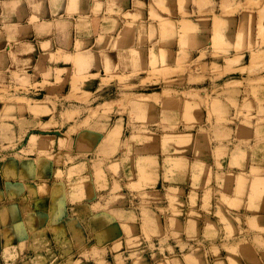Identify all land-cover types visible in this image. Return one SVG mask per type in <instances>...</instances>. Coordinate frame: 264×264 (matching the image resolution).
<instances>
[{
	"label": "rangeland",
	"instance_id": "obj_1",
	"mask_svg": "<svg viewBox=\"0 0 264 264\" xmlns=\"http://www.w3.org/2000/svg\"><path fill=\"white\" fill-rule=\"evenodd\" d=\"M91 1L0 71L3 262L262 264L264 0Z\"/></svg>",
	"mask_w": 264,
	"mask_h": 264
},
{
	"label": "crops",
	"instance_id": "obj_2",
	"mask_svg": "<svg viewBox=\"0 0 264 264\" xmlns=\"http://www.w3.org/2000/svg\"><path fill=\"white\" fill-rule=\"evenodd\" d=\"M83 1L0 0V71L16 64L33 65L39 70L53 55L75 49L78 42H83L78 30L84 22ZM96 2L91 1L87 14L92 25ZM112 179L108 174V185ZM30 238L29 234L28 241ZM0 264H5L1 257Z\"/></svg>",
	"mask_w": 264,
	"mask_h": 264
},
{
	"label": "bare ground",
	"instance_id": "obj_3",
	"mask_svg": "<svg viewBox=\"0 0 264 264\" xmlns=\"http://www.w3.org/2000/svg\"><path fill=\"white\" fill-rule=\"evenodd\" d=\"M238 32H239V31H238ZM235 38H236V37H235ZM77 62H78V61H77ZM75 78H76V77H75ZM76 79H77V78H76ZM141 114H142V113H141ZM120 127H121V126H120ZM117 132H118V131H117ZM117 136H118V135H117ZM117 136H116V137H117ZM181 136H182V135H181ZM177 137H178V136H177ZM185 138H186V137H185ZM188 138H189V137H188ZM177 139H178V138H177ZM191 139H192V138H191ZM145 140H146V139H145ZM183 140H184V139H183ZM146 141H147V140H146ZM190 141H191V140H190ZM178 143H179V142H178ZM221 156H222V155H221ZM184 160H185V159H184ZM153 164H154V163H153ZM150 165H151V164H150ZM174 165H175V164H174ZM177 166H178V165H176V167H177ZM182 166H184V165H182ZM182 166H181V167H182ZM185 166H187V165H185ZM147 168H148V167H147ZM255 168H256V166H255ZM145 169H146V168H145ZM145 169H144V171H145ZM258 169H259V168H258ZM179 170H180V169H179ZM179 170H178V171H179ZM182 170H183V169H182ZM261 170H262V169H261ZM257 171L259 172V170L256 169V172H257ZM143 173H144V172H143ZM170 173H171V172H170ZM144 174H145V173H144ZM147 174H148V173H147ZM147 174H146V176H147ZM150 174H151V173H150ZM150 174H148V175H150ZM150 176H151V175H150ZM239 176H240V175H239ZM260 176H261V175H260ZM261 177H262V176H261ZM255 178H256V176H255ZM260 179H261V178H260ZM242 180H243V179H242ZM263 180H264V179H263ZM251 181H252V180H251ZM261 182H262V179H261ZM261 182H258V183L261 184ZM250 183H251V182H250ZM258 183H257V184L254 183V187H255L256 185H258V186H257L258 190L255 189V190H257V191L260 190V188H259L260 185H259ZM255 184H256V185H255ZM263 184H264V183H263ZM261 185H262V184H261ZM260 187H261V186H260ZM255 188H256V187H255ZM262 189H263V186H262L261 190H262ZM261 190H260V191H261ZM261 192H262V191H261ZM258 195H259V194H258ZM260 195H261V194H260ZM260 195H259V196H260ZM262 195H263V193H262ZM254 196H255V195H254ZM247 197H248V196H247ZM252 197H253V196H252ZM260 197H261V196H260ZM260 197H259V198H260ZM255 198H256V197H254V199H255ZM261 198H262V197H261ZM250 199H251V197H250ZM252 199H253V198H252ZM257 199H258V198H257ZM263 199H264V196H263ZM251 201H253V200H251ZM253 202H254V201H253ZM262 203H263V202H262ZM263 204H264V203H263Z\"/></svg>",
	"mask_w": 264,
	"mask_h": 264
}]
</instances>
